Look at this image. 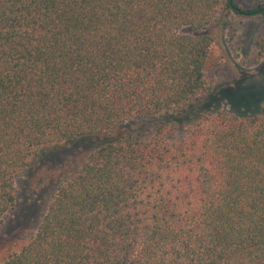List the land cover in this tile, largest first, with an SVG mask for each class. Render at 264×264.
Instances as JSON below:
<instances>
[{
  "label": "trees",
  "instance_id": "trees-1",
  "mask_svg": "<svg viewBox=\"0 0 264 264\" xmlns=\"http://www.w3.org/2000/svg\"><path fill=\"white\" fill-rule=\"evenodd\" d=\"M223 11L264 0H0V222L40 148L97 139L0 264H264V100L203 106Z\"/></svg>",
  "mask_w": 264,
  "mask_h": 264
},
{
  "label": "rangeland",
  "instance_id": "rangeland-1",
  "mask_svg": "<svg viewBox=\"0 0 264 264\" xmlns=\"http://www.w3.org/2000/svg\"><path fill=\"white\" fill-rule=\"evenodd\" d=\"M210 32L215 37L216 57L229 65L233 77L219 85L203 106L228 107L240 114L256 109L264 100V53L258 52L261 47L264 49V16L223 11ZM114 134L117 131L103 136ZM96 141L84 138L71 144L40 148L32 156L17 180L21 188L19 201L0 222V261L20 251L30 240L48 208L62 170L80 160Z\"/></svg>",
  "mask_w": 264,
  "mask_h": 264
}]
</instances>
